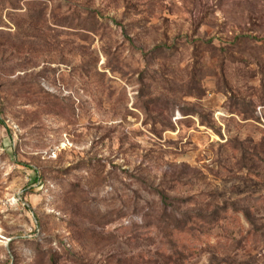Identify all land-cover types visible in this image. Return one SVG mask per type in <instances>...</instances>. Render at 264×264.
Listing matches in <instances>:
<instances>
[{"label":"rangeland","instance_id":"1","mask_svg":"<svg viewBox=\"0 0 264 264\" xmlns=\"http://www.w3.org/2000/svg\"><path fill=\"white\" fill-rule=\"evenodd\" d=\"M0 264H264V0H0Z\"/></svg>","mask_w":264,"mask_h":264},{"label":"trees","instance_id":"2","mask_svg":"<svg viewBox=\"0 0 264 264\" xmlns=\"http://www.w3.org/2000/svg\"><path fill=\"white\" fill-rule=\"evenodd\" d=\"M207 218H211V216H201V215H198V218L195 219L194 221H197V220L198 221H201V220H205ZM193 225L196 226V223L194 222Z\"/></svg>","mask_w":264,"mask_h":264}]
</instances>
